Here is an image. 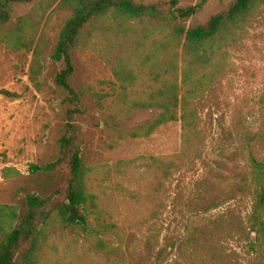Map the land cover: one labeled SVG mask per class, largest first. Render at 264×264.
Masks as SVG:
<instances>
[{"label":"rangeland","instance_id":"1","mask_svg":"<svg viewBox=\"0 0 264 264\" xmlns=\"http://www.w3.org/2000/svg\"><path fill=\"white\" fill-rule=\"evenodd\" d=\"M197 1L178 0L182 7ZM232 1L210 0L198 22ZM70 13L60 0L15 6L6 29L25 20L29 44L19 50L0 44V204L18 206L19 217L26 210L27 195L45 197L66 184L65 172L32 173L29 166L45 165L59 156L66 105L65 94L55 83L62 64L51 54ZM110 45L101 40L94 49L72 52L75 71L69 83L80 93L84 110L76 120L82 160L95 172H106L103 181L98 173L95 191L104 204L105 221H117L118 229L95 235L52 227L40 264H264V252L260 256L251 247L255 234L245 228L251 195L225 199L247 174L237 155L241 132L263 126L264 10L252 18L239 43L228 49L222 73L198 103L199 115L207 123L205 147L167 188L166 209L154 218L159 232L153 247L146 241L147 194L153 176L142 163L149 157L179 153L181 125L165 124L144 135L154 112L124 118L115 111L120 87L111 67L121 48L112 51ZM119 161H131L136 168L116 177L114 166ZM161 248L166 251L158 256Z\"/></svg>","mask_w":264,"mask_h":264},{"label":"trees","instance_id":"2","mask_svg":"<svg viewBox=\"0 0 264 264\" xmlns=\"http://www.w3.org/2000/svg\"><path fill=\"white\" fill-rule=\"evenodd\" d=\"M33 1L0 0V44L17 50L27 47L25 20L6 28L10 26L15 6ZM209 1L198 0L182 7L178 0H60L71 13L59 31L51 59L62 64L55 83L65 94L66 125L58 140V158L41 166L30 164L29 169L32 173L65 172L66 184L45 197L27 195L26 210L20 217L18 206L0 204V264H40L49 248L52 227L95 235L118 229L117 221H105L106 210L95 191L99 185L96 184L98 173L103 181L106 172H95L82 160L76 120L84 110L80 93L69 83L75 71L72 52L94 49L101 40L110 41L112 51L121 48L111 67L120 87L115 111L124 118L140 111L154 112L156 116L146 126L144 135L165 124L181 125L179 153L149 157L142 163L153 176L147 194L150 207L146 241L148 247L157 244L159 229L154 218L157 212L166 209L167 188L176 174L190 168L202 156L205 147L207 123L199 115L198 103L222 73V59L228 49L239 43L252 18L264 10V0H233L199 23L198 16ZM240 139L237 155L244 160L247 174L242 175L240 183L228 191L225 199L251 195V212L245 228L255 234L251 247L261 256L264 252V121L257 130L245 128ZM132 163L115 164V176L136 168L130 166ZM239 225H243L240 217ZM101 245L103 240L99 239L98 246ZM164 251L166 248H161L158 256Z\"/></svg>","mask_w":264,"mask_h":264}]
</instances>
